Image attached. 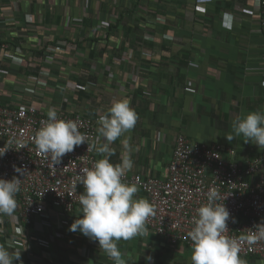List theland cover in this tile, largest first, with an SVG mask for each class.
Returning a JSON list of instances; mask_svg holds the SVG:
<instances>
[{
	"label": "crops",
	"instance_id": "1",
	"mask_svg": "<svg viewBox=\"0 0 264 264\" xmlns=\"http://www.w3.org/2000/svg\"><path fill=\"white\" fill-rule=\"evenodd\" d=\"M261 22L260 0H0V98L79 112L97 127L114 101L128 100L138 119L111 145V162H121V141L130 137L129 173L166 178L179 134L234 148L245 164L264 149L225 134L237 117L264 111ZM82 215L79 206L60 228L63 215L54 214L37 237L50 240L45 247L25 237L17 202L11 216L0 214V245L20 250L23 264H114L98 242L69 231ZM145 227V235L118 242L127 264H149L147 256L152 264H191L192 247ZM240 259L264 264L255 255Z\"/></svg>",
	"mask_w": 264,
	"mask_h": 264
},
{
	"label": "built area",
	"instance_id": "2",
	"mask_svg": "<svg viewBox=\"0 0 264 264\" xmlns=\"http://www.w3.org/2000/svg\"><path fill=\"white\" fill-rule=\"evenodd\" d=\"M260 4L264 28V0ZM57 116L74 121L90 142L96 141L98 127L91 118L79 112H59ZM46 123L47 113L32 104L14 107L0 101V147L8 148L0 157V178L21 179V191L15 197L21 223L34 224L39 232L53 225L54 214L63 215L59 218L60 228L69 223L68 215L81 206L79 197L84 191L82 184H76L77 176L99 159L94 151L87 152L85 142L52 167L32 141ZM235 154L234 148L221 143L192 141L179 134L166 178L127 172L123 179L136 184L154 205L156 213L149 217L146 226L169 244L192 247L187 233L194 226L198 208L207 203L206 194L211 189L218 191L221 199L217 203H224L230 213L225 235L239 240L253 232L255 225L264 223V157L256 156L243 164L235 159ZM16 167L22 169L23 175L15 171ZM37 241L45 247L50 245L45 238ZM22 244L31 255L30 249H25V241ZM251 255L264 261V240L254 244L240 241L239 256Z\"/></svg>",
	"mask_w": 264,
	"mask_h": 264
},
{
	"label": "clouds",
	"instance_id": "3",
	"mask_svg": "<svg viewBox=\"0 0 264 264\" xmlns=\"http://www.w3.org/2000/svg\"><path fill=\"white\" fill-rule=\"evenodd\" d=\"M137 114L126 99L112 103L107 113L97 121V137L95 142L78 130V125L71 120L60 119L55 109L47 113V123L37 130L32 138L38 151L48 157L52 167L61 163V159L75 147L87 143V152L94 151L101 158L90 168H84L77 176L84 191L79 197L82 216L69 226V231H79L91 241L98 242L101 249L114 264H127L118 248L120 240H131L146 234V222L156 213L154 205L146 198H136L139 191L136 184L124 181V177L133 167L131 154L133 147L129 139L121 141L123 151L120 163L113 164L111 157L115 155L111 145L125 133L134 128ZM231 132L225 134L231 142L234 138L243 137L245 142L256 144L264 149V111H248L232 121ZM24 147V146H21ZM8 148L0 147V157ZM15 171L23 175L22 169ZM21 191V179L0 178V214L11 216L16 208V194ZM46 191V190H45ZM43 194V193H42ZM207 203L197 210L193 227L187 233L192 242L191 264H242L240 241L254 244L264 240V223L257 224L254 231L238 239L225 235L230 213L215 189L206 194ZM226 199V198H225ZM224 199V200H225ZM234 222V221H233ZM149 264L152 257L147 256ZM23 264L20 250L10 251L0 245V264Z\"/></svg>",
	"mask_w": 264,
	"mask_h": 264
},
{
	"label": "trees",
	"instance_id": "4",
	"mask_svg": "<svg viewBox=\"0 0 264 264\" xmlns=\"http://www.w3.org/2000/svg\"><path fill=\"white\" fill-rule=\"evenodd\" d=\"M0 101H1V103H3V104H5V105H9V103L8 102H6L5 100H3L2 98H0ZM17 201V200H16ZM18 202V201H17ZM25 228L27 227L28 228V230H27V232H26V237L30 240V242H32V241H37L39 238H37V237H41V236H43V233H40L39 231H37V230H35L34 229V224H24L23 225ZM26 228V229H27Z\"/></svg>",
	"mask_w": 264,
	"mask_h": 264
},
{
	"label": "rangeland",
	"instance_id": "5",
	"mask_svg": "<svg viewBox=\"0 0 264 264\" xmlns=\"http://www.w3.org/2000/svg\"><path fill=\"white\" fill-rule=\"evenodd\" d=\"M20 227V226H19ZM14 228V227H13Z\"/></svg>",
	"mask_w": 264,
	"mask_h": 264
}]
</instances>
